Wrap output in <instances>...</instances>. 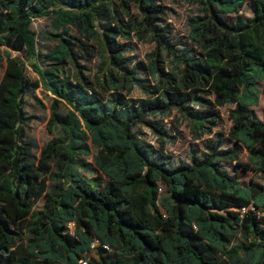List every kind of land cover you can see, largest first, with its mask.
Wrapping results in <instances>:
<instances>
[{
	"label": "trees",
	"instance_id": "obj_1",
	"mask_svg": "<svg viewBox=\"0 0 264 264\" xmlns=\"http://www.w3.org/2000/svg\"><path fill=\"white\" fill-rule=\"evenodd\" d=\"M167 1L178 0H0V264H264V116L252 109L264 0H181L197 9L190 50L173 41ZM42 18L56 43L44 55L32 30ZM133 40L152 45L144 60L129 57ZM37 90L57 133L38 159L24 128ZM225 107L226 135L214 131ZM169 119L203 142L189 163L165 153ZM225 164L261 178L243 184Z\"/></svg>",
	"mask_w": 264,
	"mask_h": 264
},
{
	"label": "rangeland",
	"instance_id": "obj_2",
	"mask_svg": "<svg viewBox=\"0 0 264 264\" xmlns=\"http://www.w3.org/2000/svg\"><path fill=\"white\" fill-rule=\"evenodd\" d=\"M166 6L173 11L170 12L167 22L173 26V41L174 43L178 44L181 50H190L191 49V41L188 38L190 26L189 21L192 17L197 14V9L195 6L189 5L181 0L177 2L167 1L165 2ZM251 3H248L244 9L240 12V14L244 17H249L252 15L251 11ZM230 22H233L235 16L227 17ZM50 26V19L42 18L37 19L32 24V30L36 34V42L37 48L40 54L44 55L49 50L54 48L55 42L46 39L44 34L49 30ZM129 57L134 59V61L144 60V57L147 53L152 50V45L145 42L140 43L136 40L130 41L129 43ZM14 56H20L17 53H13ZM24 59L22 56H20ZM25 60V59H24ZM6 67V57L3 54V49H0V79L3 76L4 70ZM90 72L93 74L97 67V61H92L88 64ZM27 76L35 80L37 79V75L33 72L30 67H27ZM48 93L42 92V90L37 91H30L25 97V110L28 116L31 117V121L24 125L25 128V140L28 144L31 145L33 148L34 155L36 159L40 157L41 151L44 149L46 144L56 136V132L50 133L48 130V123L51 116L50 110V102H49ZM132 97L139 98L141 97V93L135 89ZM36 99H39L45 105V108L40 107L36 103ZM230 107L220 108L219 112L222 117V123L218 124L214 131L220 134L226 135L230 128V121L228 119V111ZM256 115L262 119L264 116V94L261 93L260 101L257 107H253ZM169 130L176 135L177 141L175 143H169L165 146V153H167L172 158V165L175 166L178 163H185L190 162V154L192 151H202L203 142L202 141H193L188 128L186 127V123L183 122L182 124H174L169 119ZM147 141L152 140L151 135L147 130ZM153 143V142H151ZM156 145V144H153ZM224 146H229L228 143H224ZM90 149L92 155L88 158H85L86 161L89 163H93V154L96 153V148L90 144ZM246 151H244L241 161H246ZM37 164V162H36ZM224 168L232 175H236L239 178V181L243 184H248L251 179L256 181L260 180V175L258 173H254L252 170L245 171L242 168H238L237 172L235 173L232 169L231 164H225ZM83 177H94L99 179L101 184L105 183V177L100 173H93L87 174L86 172H81ZM44 175V174H43ZM51 183L49 182V185ZM42 207V203L36 205V209H40ZM73 229V226H71ZM92 258L97 259L96 252L91 254Z\"/></svg>",
	"mask_w": 264,
	"mask_h": 264
},
{
	"label": "built area",
	"instance_id": "obj_3",
	"mask_svg": "<svg viewBox=\"0 0 264 264\" xmlns=\"http://www.w3.org/2000/svg\"><path fill=\"white\" fill-rule=\"evenodd\" d=\"M242 212H246V209H243ZM95 246H98V244L95 243V244H94V247H95ZM104 248H105V249H108V247H106V246H104ZM86 263H87V262H83V264H86Z\"/></svg>",
	"mask_w": 264,
	"mask_h": 264
},
{
	"label": "crops",
	"instance_id": "obj_4",
	"mask_svg": "<svg viewBox=\"0 0 264 264\" xmlns=\"http://www.w3.org/2000/svg\"><path fill=\"white\" fill-rule=\"evenodd\" d=\"M253 109V108H252Z\"/></svg>",
	"mask_w": 264,
	"mask_h": 264
}]
</instances>
